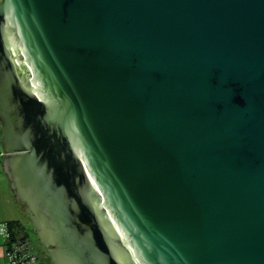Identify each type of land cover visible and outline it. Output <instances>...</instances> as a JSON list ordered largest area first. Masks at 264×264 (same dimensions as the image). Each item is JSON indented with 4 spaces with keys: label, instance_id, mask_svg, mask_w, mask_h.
Here are the masks:
<instances>
[{
    "label": "water",
    "instance_id": "95a60500",
    "mask_svg": "<svg viewBox=\"0 0 264 264\" xmlns=\"http://www.w3.org/2000/svg\"><path fill=\"white\" fill-rule=\"evenodd\" d=\"M0 123L52 264H264V0H0Z\"/></svg>",
    "mask_w": 264,
    "mask_h": 264
},
{
    "label": "trees",
    "instance_id": "16d2710c",
    "mask_svg": "<svg viewBox=\"0 0 264 264\" xmlns=\"http://www.w3.org/2000/svg\"><path fill=\"white\" fill-rule=\"evenodd\" d=\"M2 226L6 238L5 251L11 254L10 259L7 257L8 261L11 260L15 264H33V257H35L36 263L43 264L27 233L26 226L20 220L8 219L2 223ZM49 261L52 264L50 258Z\"/></svg>",
    "mask_w": 264,
    "mask_h": 264
},
{
    "label": "rangeland",
    "instance_id": "374dc122",
    "mask_svg": "<svg viewBox=\"0 0 264 264\" xmlns=\"http://www.w3.org/2000/svg\"><path fill=\"white\" fill-rule=\"evenodd\" d=\"M1 149L2 146L0 145V150ZM0 217H2V219L5 220L8 219L20 220L26 226L27 233L34 244L35 250L39 255L42 263L51 264L49 258L42 251L43 249L44 252H46L47 254L46 247L42 245L38 240L37 235L34 233L31 220L29 219L28 214L24 211V206L16 201L10 189V181L8 183L2 172H0Z\"/></svg>",
    "mask_w": 264,
    "mask_h": 264
},
{
    "label": "crops",
    "instance_id": "0c3cea01",
    "mask_svg": "<svg viewBox=\"0 0 264 264\" xmlns=\"http://www.w3.org/2000/svg\"><path fill=\"white\" fill-rule=\"evenodd\" d=\"M4 220L5 219H2V217H0V264H10L5 254L4 243H5L6 238L2 232L3 226L1 223V222H4Z\"/></svg>",
    "mask_w": 264,
    "mask_h": 264
},
{
    "label": "flooded vegetation",
    "instance_id": "af4514ba",
    "mask_svg": "<svg viewBox=\"0 0 264 264\" xmlns=\"http://www.w3.org/2000/svg\"><path fill=\"white\" fill-rule=\"evenodd\" d=\"M0 145L2 146V149L0 150V172H2V173L4 174V177L6 178V180H7L8 183H9V179H8V177L6 176V174L4 173V170H3V160H4V156H5V150H4V147H3L2 143H1V123H0ZM19 204H21V205L24 206V211H25V205H24L23 203H19ZM42 251H43V253H44L46 256H48V255L46 254V252H44L43 249H42ZM50 260H51V259H50Z\"/></svg>",
    "mask_w": 264,
    "mask_h": 264
},
{
    "label": "built area",
    "instance_id": "2783aa9c",
    "mask_svg": "<svg viewBox=\"0 0 264 264\" xmlns=\"http://www.w3.org/2000/svg\"><path fill=\"white\" fill-rule=\"evenodd\" d=\"M16 249H17V248H16ZM5 254H6V257H9V259H10L11 254L9 253V251H5ZM9 263H10V264H15V263L12 262L11 260H9ZM33 264H38V263L35 262V257H33Z\"/></svg>",
    "mask_w": 264,
    "mask_h": 264
}]
</instances>
